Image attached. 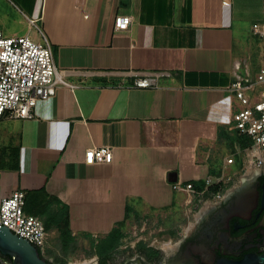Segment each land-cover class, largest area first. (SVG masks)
Masks as SVG:
<instances>
[{
	"label": "crops",
	"instance_id": "0c3cea01",
	"mask_svg": "<svg viewBox=\"0 0 264 264\" xmlns=\"http://www.w3.org/2000/svg\"><path fill=\"white\" fill-rule=\"evenodd\" d=\"M117 15L129 26L116 29ZM255 22H264V0H0V30L38 38L41 28L76 85L39 101L35 118L1 120L0 198L45 189L74 239L99 240L142 212L188 214L214 193L208 187L228 190L216 182L238 175L244 156L227 162L239 142L223 120L237 75L255 78L264 61ZM163 70L171 76L160 87L132 86ZM95 146L111 147L112 162L87 164Z\"/></svg>",
	"mask_w": 264,
	"mask_h": 264
},
{
	"label": "built area",
	"instance_id": "2783aa9c",
	"mask_svg": "<svg viewBox=\"0 0 264 264\" xmlns=\"http://www.w3.org/2000/svg\"><path fill=\"white\" fill-rule=\"evenodd\" d=\"M34 23V20H31ZM131 23L128 15H117L115 28L124 29ZM252 33L264 40V22H255ZM171 72L150 71L137 75L132 86L140 88L160 87L163 78ZM66 82L58 69L52 42L47 34L39 28V37L30 33L7 35L0 30V122L3 118L32 119L37 116L39 101L55 95ZM237 102L230 116L223 121L232 123L238 136L237 151L227 159L229 164L236 161V155L244 156V168L264 164V61L255 78L250 75H237L232 83ZM114 158L113 150L108 146L88 148L85 153L87 164L110 163ZM224 174L216 184L229 181ZM207 179V185H212ZM174 188L188 194H204L196 190L193 183L177 182ZM210 187L206 189L208 191ZM226 188L219 186L214 191V199L224 195ZM213 200V199H210ZM27 192L17 189L9 196L0 198V224L8 226L17 235L28 239L40 251L43 257L49 247L50 232L44 221L37 215L27 213Z\"/></svg>",
	"mask_w": 264,
	"mask_h": 264
},
{
	"label": "flooded vegetation",
	"instance_id": "af4514ba",
	"mask_svg": "<svg viewBox=\"0 0 264 264\" xmlns=\"http://www.w3.org/2000/svg\"><path fill=\"white\" fill-rule=\"evenodd\" d=\"M239 179L221 199L210 200L214 193H209L190 213L183 211L186 227L125 264H237L243 259L263 264L264 164L245 169Z\"/></svg>",
	"mask_w": 264,
	"mask_h": 264
},
{
	"label": "rangeland",
	"instance_id": "374dc122",
	"mask_svg": "<svg viewBox=\"0 0 264 264\" xmlns=\"http://www.w3.org/2000/svg\"><path fill=\"white\" fill-rule=\"evenodd\" d=\"M23 25L22 21L12 22L11 31H21ZM243 171L227 182L228 188L238 183ZM211 199L215 200L214 197ZM182 216L183 211L156 212L151 210L145 213L142 212L131 221L125 222L122 227L125 236L112 252L108 264H125L135 255L145 254V251L139 247L140 243H143L146 247L153 243L156 247H160L167 239L172 237L171 235L187 226V221H183ZM0 257L1 262L10 264L1 254ZM45 258H51L55 264H97L99 261L90 238H77L76 243L66 252L60 240V232L57 230H50L49 247Z\"/></svg>",
	"mask_w": 264,
	"mask_h": 264
},
{
	"label": "trees",
	"instance_id": "16d2710c",
	"mask_svg": "<svg viewBox=\"0 0 264 264\" xmlns=\"http://www.w3.org/2000/svg\"><path fill=\"white\" fill-rule=\"evenodd\" d=\"M217 189L218 186L210 187L211 192L216 191ZM57 207L63 208L64 206L56 197L48 195L45 189L31 190L27 192V203L25 207L26 212L39 216L44 221L47 230L57 228L60 232V240L67 252L68 249L76 243V239H74L71 234L67 216L65 214L57 213ZM128 212H130V209ZM122 227V223L118 224L108 235L100 238L99 240L91 238L92 245L99 258L98 264H108L112 252L118 247L125 236V232ZM139 247L143 251L147 250V247L143 243H140ZM0 254L3 258L8 260L10 264L13 263V259L10 255H6L1 252Z\"/></svg>",
	"mask_w": 264,
	"mask_h": 264
},
{
	"label": "water",
	"instance_id": "95a60500",
	"mask_svg": "<svg viewBox=\"0 0 264 264\" xmlns=\"http://www.w3.org/2000/svg\"><path fill=\"white\" fill-rule=\"evenodd\" d=\"M0 252L10 255L13 259L12 264H52L41 255L33 243L3 224H0ZM259 260L264 264V255L260 256ZM249 262L248 259H243L237 264H250ZM0 264L4 263L0 261Z\"/></svg>",
	"mask_w": 264,
	"mask_h": 264
},
{
	"label": "bare ground",
	"instance_id": "6f19581e",
	"mask_svg": "<svg viewBox=\"0 0 264 264\" xmlns=\"http://www.w3.org/2000/svg\"><path fill=\"white\" fill-rule=\"evenodd\" d=\"M87 264V263H86Z\"/></svg>",
	"mask_w": 264,
	"mask_h": 264
}]
</instances>
